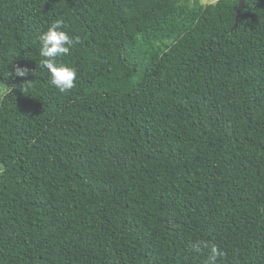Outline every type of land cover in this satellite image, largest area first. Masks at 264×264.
<instances>
[{"label": "trees", "instance_id": "16d2710c", "mask_svg": "<svg viewBox=\"0 0 264 264\" xmlns=\"http://www.w3.org/2000/svg\"><path fill=\"white\" fill-rule=\"evenodd\" d=\"M239 1L0 0V264H264V0Z\"/></svg>", "mask_w": 264, "mask_h": 264}, {"label": "clouds", "instance_id": "9594fccd", "mask_svg": "<svg viewBox=\"0 0 264 264\" xmlns=\"http://www.w3.org/2000/svg\"><path fill=\"white\" fill-rule=\"evenodd\" d=\"M63 28V19H57L46 31L41 32L38 37V54L40 57L39 67L48 73L50 78L49 83L58 89L59 92L66 93L75 87L77 71L75 68L69 67L64 63H58L57 58L69 55L70 50L75 44L79 43L80 38L79 36H70ZM28 73L29 69L27 68H15L16 76L25 77ZM27 86L31 87V84L28 83ZM204 246L210 248V253L205 264H216L217 258L222 253L215 245L204 244ZM192 249L193 251L199 252L201 250V244L194 243Z\"/></svg>", "mask_w": 264, "mask_h": 264}, {"label": "rangeland", "instance_id": "374dc122", "mask_svg": "<svg viewBox=\"0 0 264 264\" xmlns=\"http://www.w3.org/2000/svg\"><path fill=\"white\" fill-rule=\"evenodd\" d=\"M217 0H201L202 3L207 4V3H213L216 2ZM8 90V86L0 81V100L2 98V96L7 92Z\"/></svg>", "mask_w": 264, "mask_h": 264}, {"label": "water", "instance_id": "95a60500", "mask_svg": "<svg viewBox=\"0 0 264 264\" xmlns=\"http://www.w3.org/2000/svg\"><path fill=\"white\" fill-rule=\"evenodd\" d=\"M244 7H245V0H240V1H239V6H238L237 18H236L237 21H238L240 15H241V13H242Z\"/></svg>", "mask_w": 264, "mask_h": 264}]
</instances>
